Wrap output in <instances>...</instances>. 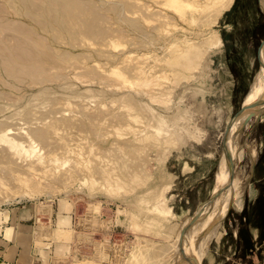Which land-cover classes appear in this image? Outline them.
Here are the masks:
<instances>
[{"label": "rangeland", "instance_id": "obj_1", "mask_svg": "<svg viewBox=\"0 0 264 264\" xmlns=\"http://www.w3.org/2000/svg\"><path fill=\"white\" fill-rule=\"evenodd\" d=\"M227 2L0 0V264H264V0Z\"/></svg>", "mask_w": 264, "mask_h": 264}, {"label": "water", "instance_id": "obj_2", "mask_svg": "<svg viewBox=\"0 0 264 264\" xmlns=\"http://www.w3.org/2000/svg\"><path fill=\"white\" fill-rule=\"evenodd\" d=\"M264 104V100H258V101H254L248 105H244L241 112H245V111H248V110H253L255 108H257L259 105H262ZM226 152H227V155H228V158H229V162H230V167L232 168V158L230 156V153H229V150H228V146L226 145Z\"/></svg>", "mask_w": 264, "mask_h": 264}, {"label": "bare ground", "instance_id": "obj_3", "mask_svg": "<svg viewBox=\"0 0 264 264\" xmlns=\"http://www.w3.org/2000/svg\"><path fill=\"white\" fill-rule=\"evenodd\" d=\"M233 2V0H228V2L224 5V7L223 8H227V7H229L230 6V4ZM223 8H221V10L223 9ZM208 39V38H207ZM221 40V39H220ZM188 50H190V49H188ZM257 86V85H256ZM254 92V91H253ZM257 92V91H256ZM262 93V92H261ZM256 95V94H255ZM254 95V96H255ZM261 95V94H260ZM259 96V95H258ZM262 98V97H261ZM261 100H264V97H263V99H261ZM260 100V101H261ZM254 101H257V99L256 98H254L253 99V102ZM223 178V177H222ZM239 202V201H238ZM238 204H240V202L238 203ZM241 205V204H240Z\"/></svg>", "mask_w": 264, "mask_h": 264}]
</instances>
